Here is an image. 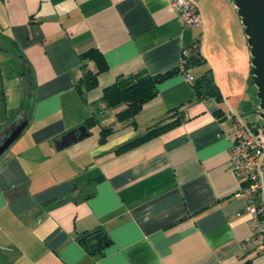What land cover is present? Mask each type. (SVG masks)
I'll list each match as a JSON object with an SVG mask.
<instances>
[{
	"label": "crops",
	"instance_id": "0c3cea01",
	"mask_svg": "<svg viewBox=\"0 0 264 264\" xmlns=\"http://www.w3.org/2000/svg\"><path fill=\"white\" fill-rule=\"evenodd\" d=\"M192 1L195 25H182L168 0H0V139L26 119L0 154V264H264V252L243 245L251 217L228 166L230 115L250 96L231 83L243 75L244 34L231 11V28L217 29L206 1ZM88 47L106 68L78 89ZM182 52L204 58L185 70L209 68L220 100L173 71L132 118L103 106L117 75L171 69ZM174 105L181 120L114 151ZM91 111L100 120L88 135L57 147ZM102 124L113 130L99 142ZM96 225L109 240L89 254L75 235Z\"/></svg>",
	"mask_w": 264,
	"mask_h": 264
},
{
	"label": "trees",
	"instance_id": "16d2710c",
	"mask_svg": "<svg viewBox=\"0 0 264 264\" xmlns=\"http://www.w3.org/2000/svg\"><path fill=\"white\" fill-rule=\"evenodd\" d=\"M79 57L80 60H82V63L80 64L81 73L76 79L75 84L78 89L80 86L85 89L90 88L96 84V75L99 71L106 68V63L102 53L96 47L86 48L79 53ZM181 57L184 58L182 67L184 71H186L185 68L189 64H196L204 60L201 55H196L194 53L186 55L182 52ZM85 59L93 61V70L85 67V64L83 63V60ZM173 71H180L179 66L176 65L171 69L152 74L136 70L128 72L124 75H117L112 82L103 86L100 94V100L103 102V106L105 108L121 105L113 112L116 120L132 118L133 115L141 108L143 102L154 96L156 93L157 82ZM209 71L210 69L207 68L202 74L193 78L191 80L192 86L197 95L208 94L213 96L216 100H220L221 93L213 81ZM177 109L178 106L175 105L168 107L164 117L147 126L141 134L117 145L114 148V151L119 152L136 145L177 123L183 118V113ZM98 111H91L90 114L81 122L84 124L88 132L89 128L98 123L100 120ZM213 112L216 114L217 110H214ZM112 130L113 128L109 124L99 125L97 131L98 141H104L106 136L110 134ZM75 238L89 254L101 252L109 240L105 230L100 225L77 231ZM246 263L247 262H244V264Z\"/></svg>",
	"mask_w": 264,
	"mask_h": 264
},
{
	"label": "built area",
	"instance_id": "2783aa9c",
	"mask_svg": "<svg viewBox=\"0 0 264 264\" xmlns=\"http://www.w3.org/2000/svg\"><path fill=\"white\" fill-rule=\"evenodd\" d=\"M182 25L200 22L196 4L192 0H168ZM184 58L180 56L178 66L187 81L193 77L182 69ZM228 166L238 180L239 192L245 198V209L251 217V231L243 245L248 244L255 252H264V145L261 132L244 122L240 115L231 114ZM226 131V132H227ZM225 132V131H224Z\"/></svg>",
	"mask_w": 264,
	"mask_h": 264
},
{
	"label": "water",
	"instance_id": "95a60500",
	"mask_svg": "<svg viewBox=\"0 0 264 264\" xmlns=\"http://www.w3.org/2000/svg\"><path fill=\"white\" fill-rule=\"evenodd\" d=\"M239 18L245 42L249 50V77L255 85L257 115L261 118V133L264 140V0H231ZM243 113H240L242 116ZM26 119L13 123L0 139V154L21 132ZM84 124L79 123L64 131L56 142L63 147L88 135ZM264 145V141H263Z\"/></svg>",
	"mask_w": 264,
	"mask_h": 264
},
{
	"label": "rangeland",
	"instance_id": "374dc122",
	"mask_svg": "<svg viewBox=\"0 0 264 264\" xmlns=\"http://www.w3.org/2000/svg\"><path fill=\"white\" fill-rule=\"evenodd\" d=\"M204 1H206V6H208V8L217 17V20L215 21V25H216L217 29H218V26L223 25L222 24L223 22L226 24H229L231 22L230 11L235 14V16L237 17V19L239 21V18L236 14V11H235V7L232 5L231 0H204ZM204 7H205V2H204ZM239 23H240V21H239ZM228 26L231 28L230 24ZM243 40H244L243 49H240L237 53L240 57L241 56L243 57V55H244L243 75H242L241 79L236 78L237 82L232 81L231 83L234 86L236 92H238L239 94L241 93L242 96H243V93L246 96L247 89L249 90L250 96H249V99H248L243 111L240 112V113H243V115L240 117L244 122L248 121L249 123L253 124L256 127V130L258 132H261V125H260L261 118L256 113V110L258 107H257V97L255 96V85L251 82L250 77H249V75H250L249 74L250 63L246 67V59L249 62V50H248V46L245 42V36H244ZM245 53H247L246 58H245ZM232 98H234V95L230 97V99H232ZM111 109H114V107H112ZM237 114H239V113H237ZM96 128L97 127H93V129H96Z\"/></svg>",
	"mask_w": 264,
	"mask_h": 264
}]
</instances>
